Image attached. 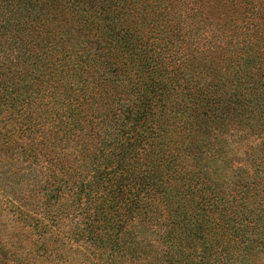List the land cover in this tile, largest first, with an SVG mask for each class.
I'll list each match as a JSON object with an SVG mask.
<instances>
[{
	"label": "trees",
	"instance_id": "trees-1",
	"mask_svg": "<svg viewBox=\"0 0 264 264\" xmlns=\"http://www.w3.org/2000/svg\"><path fill=\"white\" fill-rule=\"evenodd\" d=\"M219 139L243 156L231 182L203 170ZM254 250L264 0H0V264Z\"/></svg>",
	"mask_w": 264,
	"mask_h": 264
},
{
	"label": "rangeland",
	"instance_id": "rangeland-1",
	"mask_svg": "<svg viewBox=\"0 0 264 264\" xmlns=\"http://www.w3.org/2000/svg\"><path fill=\"white\" fill-rule=\"evenodd\" d=\"M225 143L226 142L223 139H219L215 146V148L218 150L224 148L225 153L221 152L219 156H204V160L202 163L205 167L203 170L205 175H207L211 179H215L222 182H231L233 180L232 177L234 173L239 168H243L245 164L243 162V156L236 154L237 152H234L232 150L233 147L237 148V146L234 145L233 147H231L229 145H226ZM241 150L242 149H240V151ZM242 177H245L244 174L242 175ZM149 232L150 230L147 231V233ZM249 259L251 264H264V250H254Z\"/></svg>",
	"mask_w": 264,
	"mask_h": 264
}]
</instances>
